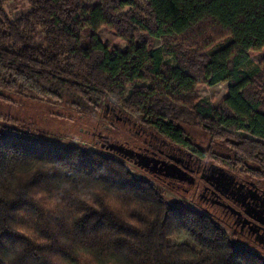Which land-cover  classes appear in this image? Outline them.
Instances as JSON below:
<instances>
[{
    "label": "trees",
    "instance_id": "16d2710c",
    "mask_svg": "<svg viewBox=\"0 0 264 264\" xmlns=\"http://www.w3.org/2000/svg\"><path fill=\"white\" fill-rule=\"evenodd\" d=\"M26 1L30 9L12 14L11 0H0V100H44L102 129L92 137L116 132L121 143L141 144L132 130L144 126L264 183V72L251 57L264 48V0ZM104 25L128 44L106 46ZM200 82L227 83L228 95L214 106L195 90ZM24 131L0 122V264L15 249L11 264H264V248L216 207L168 202L131 166L178 186L98 139L57 145Z\"/></svg>",
    "mask_w": 264,
    "mask_h": 264
},
{
    "label": "rangeland",
    "instance_id": "374dc122",
    "mask_svg": "<svg viewBox=\"0 0 264 264\" xmlns=\"http://www.w3.org/2000/svg\"><path fill=\"white\" fill-rule=\"evenodd\" d=\"M86 4L89 6L97 5L100 0H85ZM9 11L14 14L21 12L23 10L30 9V4L26 0H11L8 4ZM15 16V15H13ZM98 35L103 43L110 49H119L128 44L124 38L118 36L108 25H104L100 28ZM252 59L260 64L264 72V48L260 50L251 51ZM159 90L165 93H170V91L162 86ZM195 90L202 97H207L212 102L214 106L219 105L224 98L228 95V84L218 83L216 85L210 86L205 82H200L195 85ZM14 101L0 100V122L13 126L19 129L25 130L24 132L40 137L41 139L51 142L57 145H68V144H83L90 146H98L97 141L92 137L91 132L101 131L100 129H93L92 124H87L80 117H72L67 114L61 113L58 107L51 105L44 100L38 99H25L13 95ZM125 114V113H124ZM135 119H140L138 114L132 115ZM91 129V131L87 128ZM122 126V124H120ZM124 127V124H123ZM189 133L194 137L196 141L200 143L203 147L207 146L210 138L202 131H196L191 127H186ZM139 128H134L132 134L135 136ZM115 132V131H110ZM107 133L108 135H111ZM111 138L116 140L113 135ZM119 137V136H117ZM124 140L129 139L131 146L136 144L134 138H123ZM121 142V141H120ZM123 142V141H122ZM222 143H220L216 150L224 153H231V151ZM131 169L136 176L152 180L156 182L163 190L164 197L166 200L174 205H179L182 207L197 206L201 202L200 191H196L194 188H189L188 186L180 189H174L167 185L156 181L147 172L142 171L136 166H131ZM170 242L188 241L190 238L187 236L173 235L169 238ZM192 242V241H191Z\"/></svg>",
    "mask_w": 264,
    "mask_h": 264
},
{
    "label": "flooded vegetation",
    "instance_id": "af4514ba",
    "mask_svg": "<svg viewBox=\"0 0 264 264\" xmlns=\"http://www.w3.org/2000/svg\"><path fill=\"white\" fill-rule=\"evenodd\" d=\"M117 115V114H116ZM117 118H120L117 116ZM139 130L137 134L139 136H142V142L141 144H135L134 146H131L129 143H124L127 146L133 147L137 150L143 151L144 153H147L149 155H155L157 158L161 160L171 161L169 159V155L173 154L175 156L183 155L186 159H188V162H185L191 169H193V174L196 178V182L193 185L188 184L187 182H179L178 180H174L171 178H166L161 175H156L158 178L168 181L174 186H178L179 188H184L188 186L189 188H194L196 191L201 192L200 199L201 201L212 207H216L218 211L222 214V219L226 222V224L245 238H247L249 241L254 242L261 247L264 248V244L260 243V239L264 237V222H260L254 220L251 216H249L245 212V207L243 206L242 202H238L235 199L232 198L231 192L232 191H239L240 193H257V195L260 197L258 200L261 201L263 204L262 207H259L258 210H262V214H258V218H263L264 221V183L263 182H257L255 180H252L250 178H247L245 176H238V174L235 173L236 177L235 180L232 182L231 190H228L226 197H220L216 193L213 192V189L208 186V184L201 179L200 174L205 165H208V160H204L202 157L197 155L196 153H193L190 150L185 149L181 145L178 144H172L169 143L166 139L159 138L157 135H155L151 130H148L144 126H139ZM103 133H97L96 138L98 139V142L100 146H102L103 142L105 141V137L109 138L108 136H103ZM100 137V138H99ZM110 141H114L112 139H109ZM119 142V141H115ZM121 143V142H120ZM188 152H192L193 154H188ZM200 157L202 161L198 159ZM252 182L255 183V186L252 185ZM251 188V190H250ZM223 202H226L227 204H231L235 206L238 210L242 211V214H238L235 211H233L228 206H225ZM259 202V204H261Z\"/></svg>",
    "mask_w": 264,
    "mask_h": 264
},
{
    "label": "water",
    "instance_id": "95a60500",
    "mask_svg": "<svg viewBox=\"0 0 264 264\" xmlns=\"http://www.w3.org/2000/svg\"><path fill=\"white\" fill-rule=\"evenodd\" d=\"M104 139L105 141L103 142L102 147H106L107 149L132 160L136 165L152 174L178 180L182 183L187 182L190 185H193L196 182L193 169L185 164V162H188L189 160L183 155L175 156L170 154L168 157L171 161L161 160L155 155H149L143 151L127 146L124 143L110 141L107 137ZM188 154L193 153L188 152ZM198 159L202 161L200 157H198ZM200 177L208 184L209 187L213 189L214 193L220 197L228 198L229 196H227V191L231 190L232 182L235 180L236 175L235 173L227 170L225 167L211 162L203 167ZM252 185L255 186V183L252 182ZM255 192L256 191H254V193H240L239 191H232L231 195L236 201L242 202L245 207V212L249 216H251L254 220L257 219V221L259 220L263 223V218L257 217L258 214L263 213L262 210H258L259 207L263 206V203L259 201L261 202V204H259L258 200L260 197ZM201 195L202 194H200V196ZM223 204L231 208L236 213L242 214V211L238 210L235 206L227 204L226 202H223ZM259 241L264 244V237Z\"/></svg>",
    "mask_w": 264,
    "mask_h": 264
},
{
    "label": "clouds",
    "instance_id": "9594fccd",
    "mask_svg": "<svg viewBox=\"0 0 264 264\" xmlns=\"http://www.w3.org/2000/svg\"><path fill=\"white\" fill-rule=\"evenodd\" d=\"M109 206L111 207V205ZM129 207L132 211H143L144 214H147V208L141 205H138L136 203L131 204ZM22 251H23L22 249H15V250L9 251L7 254V264H11L12 261H15L18 258V256L22 254Z\"/></svg>",
    "mask_w": 264,
    "mask_h": 264
}]
</instances>
